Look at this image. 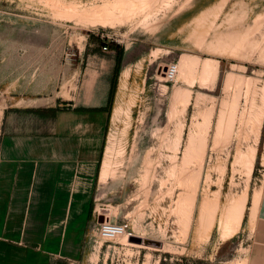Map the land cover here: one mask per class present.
Segmentation results:
<instances>
[{"label":"rangeland","instance_id":"obj_1","mask_svg":"<svg viewBox=\"0 0 264 264\" xmlns=\"http://www.w3.org/2000/svg\"><path fill=\"white\" fill-rule=\"evenodd\" d=\"M101 5L116 11L94 24ZM90 33L121 43L123 64L82 242L43 264H264V0H0V134L6 111L78 89ZM99 215L128 238L103 237Z\"/></svg>","mask_w":264,"mask_h":264},{"label":"crops","instance_id":"obj_2","mask_svg":"<svg viewBox=\"0 0 264 264\" xmlns=\"http://www.w3.org/2000/svg\"><path fill=\"white\" fill-rule=\"evenodd\" d=\"M89 46L94 45L88 42ZM95 50L77 90L49 105L6 111L0 134V264H43L83 239L92 177L101 161L115 53ZM87 64V62H86ZM57 108L40 115L38 108ZM255 211L264 225V178Z\"/></svg>","mask_w":264,"mask_h":264},{"label":"trees","instance_id":"obj_3","mask_svg":"<svg viewBox=\"0 0 264 264\" xmlns=\"http://www.w3.org/2000/svg\"><path fill=\"white\" fill-rule=\"evenodd\" d=\"M89 40H90L89 42L94 44V49L96 50H102L103 47L107 45V47L110 50L115 51V64H114L113 71H112V78H111L107 102L104 106L90 108V110H101V111L106 112V123H105V130H104V135H105L107 131V126H108V123H109V120L112 114L113 105L115 102L116 92L118 88L119 76H120V72H121V68L123 64L124 46L118 41L108 40L106 37H102L100 34L96 35L94 33H90ZM88 48H89V44L87 46V49ZM58 109L59 107L57 108H51V107L46 108L45 107V108H38L35 111L39 113L40 115L47 116L50 114H55L56 110ZM92 210H93V202L90 203L88 218L91 217ZM169 257L170 255L168 253L165 254L160 260V264H186L188 261L187 257L176 258L172 261H169L168 260Z\"/></svg>","mask_w":264,"mask_h":264},{"label":"bare ground","instance_id":"obj_4","mask_svg":"<svg viewBox=\"0 0 264 264\" xmlns=\"http://www.w3.org/2000/svg\"><path fill=\"white\" fill-rule=\"evenodd\" d=\"M118 7V6H117ZM111 9V8H110ZM110 9H108V6L106 5H101L100 7H93L91 10H89L88 12H86L84 14L85 17L89 18L94 24H104L106 23V18L108 15H111V13L115 12V9H112V12L110 11ZM118 9V8H117ZM118 11V10H117ZM121 11V10H120ZM119 11V12H120ZM111 12V13H110ZM116 14V13H115ZM108 19V18H107ZM111 20V19H110ZM112 21V20H111ZM180 70V69H179ZM168 76L176 78L177 74H178V64L173 65V66H169V69L167 71ZM129 75V71L127 68H125L122 71V85L125 86V82L126 79ZM167 76V75H166ZM193 139V138H192ZM195 141V140H194ZM188 157V156H187ZM190 157V156H189ZM190 159V158H189ZM107 163V162H106ZM105 163V164H106ZM108 166L104 165V169L101 171L100 173V180L104 181L108 172ZM181 173V172H180ZM179 175V174H177ZM243 202L239 201L237 203H233L231 204V206L229 207L228 211L226 212V214H224L225 218H224V228L223 230L226 232H224V234L227 233H231L234 232L238 229L239 224L241 222L242 216H243ZM107 220V219H106ZM229 233V234H230ZM125 235V237L129 234L127 233V235L125 233H123ZM232 234V233H231ZM122 235V234H120ZM130 235V234H129ZM128 235V236H129ZM119 235L114 236L113 238H117ZM127 236V238H128ZM225 236V235H224ZM124 237V236H123Z\"/></svg>","mask_w":264,"mask_h":264},{"label":"built area","instance_id":"obj_5","mask_svg":"<svg viewBox=\"0 0 264 264\" xmlns=\"http://www.w3.org/2000/svg\"><path fill=\"white\" fill-rule=\"evenodd\" d=\"M102 37H106V36L102 35ZM103 49L108 50L109 48L106 45L103 47ZM168 69H169V66L167 65L165 67L166 72L168 71ZM99 224H100V234L105 238H110L116 235L123 234L127 231V228L129 227V224L112 223L111 221L106 220V217L104 218V221L100 222Z\"/></svg>","mask_w":264,"mask_h":264},{"label":"water","instance_id":"obj_6","mask_svg":"<svg viewBox=\"0 0 264 264\" xmlns=\"http://www.w3.org/2000/svg\"><path fill=\"white\" fill-rule=\"evenodd\" d=\"M98 220H99V221H103V220H104V217H103L102 215H99V216H98Z\"/></svg>","mask_w":264,"mask_h":264}]
</instances>
